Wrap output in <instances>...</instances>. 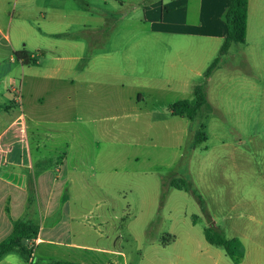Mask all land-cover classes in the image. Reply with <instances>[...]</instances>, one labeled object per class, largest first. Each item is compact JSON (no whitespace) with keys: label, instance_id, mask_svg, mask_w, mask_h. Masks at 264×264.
<instances>
[{"label":"rangeland","instance_id":"obj_1","mask_svg":"<svg viewBox=\"0 0 264 264\" xmlns=\"http://www.w3.org/2000/svg\"><path fill=\"white\" fill-rule=\"evenodd\" d=\"M89 4L108 16L109 10L135 7L137 12L131 25L115 17L108 20L110 28L99 31V20L89 14L88 28L73 25L71 30L87 44L85 59L77 61L72 73L79 76L86 59L98 54L103 82L98 113L82 120L67 115L71 121L55 125L63 129L55 140L59 153L67 142L74 148L83 142L88 144L84 156L89 163L96 155L101 159L96 179L89 181V221L97 229L108 221L104 230L110 236L90 239L116 247L119 230L128 264H240L242 258L210 244L204 230L213 222L224 230L229 221L225 216L239 194L250 191L248 198L264 189L259 177L264 174V25L251 32L246 43H233L206 78L204 72L219 47L212 50L211 44L186 38L158 40L150 32L151 27L187 28L172 5L160 20L151 14L152 19L144 18L143 11L152 6L148 3ZM198 84H205L209 101L201 117L192 121L173 115L170 104L192 99ZM54 86L57 91L65 88L59 80ZM200 128L207 140L194 147L193 131ZM173 178L189 180L202 201L191 191L170 186ZM97 183L105 190L91 186ZM240 210L236 208L235 215ZM172 237L175 240L165 244ZM105 258L93 262L112 264Z\"/></svg>","mask_w":264,"mask_h":264},{"label":"crops","instance_id":"obj_2","mask_svg":"<svg viewBox=\"0 0 264 264\" xmlns=\"http://www.w3.org/2000/svg\"><path fill=\"white\" fill-rule=\"evenodd\" d=\"M90 2L104 6L117 2L121 7L148 3L152 6L143 11L144 18L151 14L160 20L165 19V8L172 5L177 20L187 28L151 27L158 40L204 41L220 51L226 34L229 0H178L180 6L176 0H0V244L18 221L30 219L39 225L37 235L25 241L31 257L13 249L0 257V264H49L53 260L96 264L93 261L104 257L108 263L119 264L123 259L128 264L127 254L119 246V230L114 236L116 247L90 239L110 236L104 230L108 221H101L98 229L89 221V181L97 177L100 156L89 163L84 156L87 143L74 148L67 142L61 153L55 143L63 132L56 126L71 121L67 115L82 120L102 109L98 54L86 59L79 76L72 73L77 61L85 59L87 46L73 37V25L88 28L89 14L102 20L95 24L99 31L111 27V18H121L128 25L137 19L135 7L109 10L108 16L103 8H91ZM262 25L264 0H249L246 42ZM19 51H26L28 64L17 57ZM73 51L81 54L72 55ZM62 72L65 76H60ZM57 80L64 90H56ZM96 146L97 152L98 141ZM259 177L264 180V174ZM91 186L106 188L103 183ZM249 192L239 194L222 227L227 237H236L245 246L240 264H264V189L247 198ZM236 208L241 210L235 215Z\"/></svg>","mask_w":264,"mask_h":264},{"label":"trees","instance_id":"obj_3","mask_svg":"<svg viewBox=\"0 0 264 264\" xmlns=\"http://www.w3.org/2000/svg\"><path fill=\"white\" fill-rule=\"evenodd\" d=\"M248 7L249 0H229L228 7L225 11L226 34L218 56L214 58L211 64L204 72V76L208 78L214 69L218 67L221 57L228 53L233 43H245L248 29ZM19 59L24 63L30 62L26 51L16 52ZM207 92L205 84H198L194 88V97L192 99H182L170 104L169 109L173 115L187 117L190 120H196L201 117L204 106L208 105ZM207 140L206 133L202 129L193 131V146L196 147L200 143ZM170 186L177 189L191 191L199 201H202L201 195L192 187V183L184 178H173ZM194 222L196 216H193ZM39 225L30 219L21 220L15 223L12 234L0 244V257L9 250H19L27 257H31L32 250L26 245L25 241L37 235ZM206 240L215 246L222 247L227 255L231 257H243L245 254V246L240 239L226 236L224 230L215 225L208 226L204 230ZM175 240H171L165 244H169ZM49 264H83L65 260H53Z\"/></svg>","mask_w":264,"mask_h":264},{"label":"built area","instance_id":"obj_4","mask_svg":"<svg viewBox=\"0 0 264 264\" xmlns=\"http://www.w3.org/2000/svg\"><path fill=\"white\" fill-rule=\"evenodd\" d=\"M16 98H19L18 96Z\"/></svg>","mask_w":264,"mask_h":264}]
</instances>
